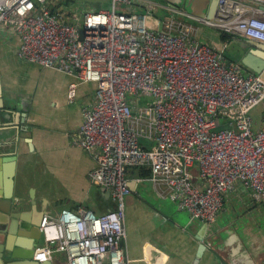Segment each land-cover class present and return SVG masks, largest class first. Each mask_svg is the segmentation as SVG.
<instances>
[{
	"label": "built area",
	"instance_id": "obj_1",
	"mask_svg": "<svg viewBox=\"0 0 264 264\" xmlns=\"http://www.w3.org/2000/svg\"><path fill=\"white\" fill-rule=\"evenodd\" d=\"M65 1L0 0V31L19 37V58L95 84L74 143L95 162L90 182L110 193L113 207L44 214L34 260L61 252L59 264H129L131 168L150 170L136 180L190 220L215 222L239 185L263 203L264 124L254 129L252 111L262 105L264 113V78L245 74L225 52L234 37L264 43V0H217L211 18L150 0H111L81 15ZM156 8L186 20H161ZM203 27L227 38L219 47L202 43Z\"/></svg>",
	"mask_w": 264,
	"mask_h": 264
},
{
	"label": "crops",
	"instance_id": "obj_2",
	"mask_svg": "<svg viewBox=\"0 0 264 264\" xmlns=\"http://www.w3.org/2000/svg\"><path fill=\"white\" fill-rule=\"evenodd\" d=\"M204 34L211 46L224 42L220 31ZM19 43L14 32L0 31V264H59L65 260L61 252L43 263L33 258L43 244L41 217L79 205L96 214L113 207L110 193L90 182L95 162L74 143L82 108L95 101L96 86L80 82L76 74L19 58ZM253 43L264 46L231 38L226 61L264 78V51L253 56L261 63H256L257 72L242 64ZM240 47L246 52L238 58ZM71 84H77L72 95ZM254 110L257 130L264 124L263 107ZM132 171L125 210L129 264H264V209L259 206L264 202L249 190L239 185L215 222L204 223L190 220L187 212L161 198L152 183L137 181L140 176ZM229 217L238 219L229 225Z\"/></svg>",
	"mask_w": 264,
	"mask_h": 264
},
{
	"label": "rangeland",
	"instance_id": "obj_3",
	"mask_svg": "<svg viewBox=\"0 0 264 264\" xmlns=\"http://www.w3.org/2000/svg\"><path fill=\"white\" fill-rule=\"evenodd\" d=\"M150 1H153L156 3H161L160 0H150ZM76 4L77 5L75 6V9H77V12L82 15L83 12L88 11V10L109 8L111 6L112 2H111V0H78L76 2ZM174 6H175L174 8L179 7V8L184 9L185 11L186 10L188 11V8L184 4H181V5L180 4H177V5L174 4ZM122 10H125V9L123 8ZM135 11L142 12L145 10H144V8L136 7ZM153 12H154L155 16H157L161 20H164L166 17H174L175 19H183V20L185 19L186 20V17L179 15L175 12H172L170 10H169V12H167V11L162 10L160 8H156ZM161 29H162V27H161ZM208 30H212V29L203 27L201 30H199L197 38H199L200 42L206 43L205 40H206L207 34H204V31L207 32ZM240 48H241L240 53L236 54L238 56V58L242 57L244 52H246V50L244 48H242V47H240ZM226 50L228 53L230 49L227 48ZM256 109H260V106H257L255 108V110ZM125 202H126V199H125ZM259 206H261L264 209V205L259 204ZM237 219L238 218H235V217H229L228 218L229 225H233ZM238 223H240V220H238ZM222 256L224 257V254H222Z\"/></svg>",
	"mask_w": 264,
	"mask_h": 264
},
{
	"label": "water",
	"instance_id": "obj_4",
	"mask_svg": "<svg viewBox=\"0 0 264 264\" xmlns=\"http://www.w3.org/2000/svg\"><path fill=\"white\" fill-rule=\"evenodd\" d=\"M160 1L169 3V5L184 4L188 8V11L190 14L196 17H199V18H203V17L211 18L214 15L216 7H217V0H160ZM262 8L264 9V7ZM82 36H83V29H81V37ZM251 46L252 47H246V50L248 51V53L242 59V64L244 67L251 68L257 72L258 69L256 67V63L258 61L256 57H253V56L259 50L264 51V46L255 44V43L251 44ZM258 64L259 66L261 65L260 62H258ZM206 243L208 244L207 241ZM2 255L3 254L1 253L0 258H2Z\"/></svg>",
	"mask_w": 264,
	"mask_h": 264
},
{
	"label": "trees",
	"instance_id": "obj_5",
	"mask_svg": "<svg viewBox=\"0 0 264 264\" xmlns=\"http://www.w3.org/2000/svg\"><path fill=\"white\" fill-rule=\"evenodd\" d=\"M77 1L78 0H66L65 5L68 8L72 7V9H74L75 6L77 5L76 4ZM95 10H98V9H95ZM226 38H227V36L223 35V39L225 40ZM130 170L131 171L133 170L131 175L136 174V175H139L140 177H146V176L150 175V170L145 169V168H141V167L140 168H131Z\"/></svg>",
	"mask_w": 264,
	"mask_h": 264
}]
</instances>
